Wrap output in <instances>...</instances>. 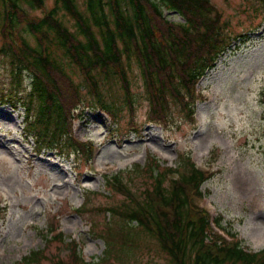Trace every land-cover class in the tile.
Here are the masks:
<instances>
[{
	"label": "trees",
	"instance_id": "1",
	"mask_svg": "<svg viewBox=\"0 0 264 264\" xmlns=\"http://www.w3.org/2000/svg\"><path fill=\"white\" fill-rule=\"evenodd\" d=\"M255 1L256 13L264 9V0ZM44 2L0 0V36L4 41L0 57L8 62L11 78L0 105L13 110L23 107L25 136L34 139L37 152L52 150L90 162L92 144L73 139L72 123L83 108L91 107L118 127L116 114L123 106L114 99L112 88L117 91L120 87L121 103L132 114L134 98L127 77L132 63L149 103L148 122L166 127L172 103L194 124L196 85L233 39L224 33L225 24L210 0H84L83 9L76 0H54L57 10L38 19L21 6L41 10ZM59 9L71 19L73 32L62 23L63 15L56 19ZM163 9L178 13L185 23L168 22ZM17 26L31 35L33 46L15 32ZM71 65L82 76L80 85L67 71ZM23 75L29 79L25 87ZM107 88L111 98L105 95ZM213 174L197 169L189 157L181 156L176 169L162 167L150 157L143 166L135 164L124 173L105 175L110 195L123 197L121 205L89 209L97 194L89 192L76 210L89 219L90 232L105 244L104 255L108 240L116 244L112 249L118 255L108 263L104 256L100 264H125L138 248L140 236L147 239L146 255H162L168 264H264V249L246 251L236 233L221 226L222 216L211 219L194 205L193 199L202 197L200 186ZM139 177L146 187L137 196L130 192V185ZM1 211L5 213V209ZM98 216L102 220L99 230ZM50 226L45 249L31 251L16 264H94L84 261L76 241L67 242ZM52 244L58 245L57 255L49 257L46 249ZM133 264L141 262L135 259Z\"/></svg>",
	"mask_w": 264,
	"mask_h": 264
},
{
	"label": "rangeland",
	"instance_id": "2",
	"mask_svg": "<svg viewBox=\"0 0 264 264\" xmlns=\"http://www.w3.org/2000/svg\"><path fill=\"white\" fill-rule=\"evenodd\" d=\"M76 1L83 9L84 0ZM210 2L225 24L224 33L233 39L198 84L204 98L196 103L194 124L172 103L166 127L147 124L149 103L134 63L127 70L134 98L132 114L121 103L119 87L117 91L111 89L114 99L123 106L116 114L118 127L91 107L74 122V136L95 143L90 165L80 156L37 152L33 139L24 134L23 107L13 111L9 105H0V209L6 210H0V217L4 214L0 219V264H16L31 251L45 249L50 225L62 231L67 242L78 241L86 261L100 264L105 256L108 263L110 257L118 255L112 249L115 242H106L108 252L104 255L105 244L90 232L89 219L76 214L86 195L97 193L89 209L121 205L123 197L110 195L104 174L128 171L135 164L143 166L150 157L162 167H175L181 154H190L201 168L217 171L201 186L205 198L198 205L212 217L222 215V227L238 234L249 250L264 248V9L258 7L255 13V0ZM21 6L37 18L58 8L54 0H45L42 11L30 10L23 3ZM62 15V23L72 29L62 10L56 19ZM162 15L170 23H184L174 11L163 9ZM23 29L17 26L15 32L33 46V38ZM2 41L0 36V47ZM8 70V62L0 57V96L9 90ZM67 71L73 82L82 83L76 67L71 65ZM28 83L23 75V87ZM105 95L111 98L108 88ZM131 122L135 131L129 127ZM134 182L130 192L143 194L146 181L139 177ZM97 219L99 216L95 220L99 230L102 226ZM146 244L147 239L140 236L138 248L125 264H133L135 259L141 264H168L162 255L152 252L147 256ZM57 247L52 244L46 249L47 256L57 255Z\"/></svg>",
	"mask_w": 264,
	"mask_h": 264
},
{
	"label": "bare ground",
	"instance_id": "3",
	"mask_svg": "<svg viewBox=\"0 0 264 264\" xmlns=\"http://www.w3.org/2000/svg\"><path fill=\"white\" fill-rule=\"evenodd\" d=\"M264 239V236L261 238V240H263ZM263 242V241H262Z\"/></svg>",
	"mask_w": 264,
	"mask_h": 264
}]
</instances>
